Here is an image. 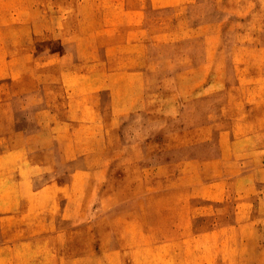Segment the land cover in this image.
<instances>
[{
  "label": "rangeland",
  "instance_id": "rangeland-1",
  "mask_svg": "<svg viewBox=\"0 0 264 264\" xmlns=\"http://www.w3.org/2000/svg\"><path fill=\"white\" fill-rule=\"evenodd\" d=\"M0 264H264V0H0Z\"/></svg>",
  "mask_w": 264,
  "mask_h": 264
},
{
  "label": "crops",
  "instance_id": "crops-1",
  "mask_svg": "<svg viewBox=\"0 0 264 264\" xmlns=\"http://www.w3.org/2000/svg\"><path fill=\"white\" fill-rule=\"evenodd\" d=\"M25 162L26 164H33L34 162L32 161H27V160H23L22 163ZM35 167V165H33Z\"/></svg>",
  "mask_w": 264,
  "mask_h": 264
}]
</instances>
